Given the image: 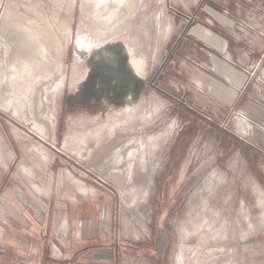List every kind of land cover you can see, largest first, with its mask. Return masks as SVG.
<instances>
[{
  "label": "rangeland",
  "instance_id": "obj_1",
  "mask_svg": "<svg viewBox=\"0 0 264 264\" xmlns=\"http://www.w3.org/2000/svg\"><path fill=\"white\" fill-rule=\"evenodd\" d=\"M118 1L0 0V223L60 264H264V3Z\"/></svg>",
  "mask_w": 264,
  "mask_h": 264
},
{
  "label": "crops",
  "instance_id": "obj_2",
  "mask_svg": "<svg viewBox=\"0 0 264 264\" xmlns=\"http://www.w3.org/2000/svg\"><path fill=\"white\" fill-rule=\"evenodd\" d=\"M224 1L225 0H213V2L218 6ZM235 1H242L243 3L261 1L264 3V0ZM218 23L226 24L227 21L221 20L220 17ZM188 29L189 35L197 41L203 43L208 49L222 51L226 46L221 32H214L212 29L210 30L208 26L202 25L201 22H198L196 26ZM89 55V53L84 54L83 57H87ZM3 185L4 184L0 180V191L2 188L6 191L7 186L6 184L5 186ZM3 216L4 222L0 223V225L3 226L4 229L0 230V242L3 241L5 243L7 253L6 256L5 254H0V264H60V261L58 262L59 259L54 257L56 252L58 250L60 251V248L55 246V244L52 245L53 247H45L44 228L41 226L40 228L38 227L37 221H34L35 218H32V216L30 217V215H17L21 219L19 220L17 217L14 218V215ZM103 256L105 258L107 254ZM71 261V259L68 260L66 264H71ZM105 262L106 260L101 259L92 261L91 264H104Z\"/></svg>",
  "mask_w": 264,
  "mask_h": 264
},
{
  "label": "bare ground",
  "instance_id": "obj_3",
  "mask_svg": "<svg viewBox=\"0 0 264 264\" xmlns=\"http://www.w3.org/2000/svg\"><path fill=\"white\" fill-rule=\"evenodd\" d=\"M114 1V0H113ZM105 3H107V0H95V2H94V4H96V6H99V4L100 5H104ZM124 4V5H127V6H130L129 5V1L128 0H119L118 1V6H115V8L113 9L112 8V15H110L109 17V19H108V17L106 18V15L103 13L102 15H100V17L102 18V19H108V23L113 19L112 17H113V15H116L118 12H117V10L118 9H116V8H119L120 6H121V4ZM114 13V14H113ZM119 13H120V11H119ZM118 13V14H119ZM160 14H162V13H160ZM109 15V14H108ZM105 35H108V32H106V34ZM87 38V36H82V37H80V40H79V44L81 45V46H83L84 48H81L82 50L81 51H83V52H88V51H92V50H96V48H98V47H100L101 46V42L100 43H91V42H89V40H87L86 39ZM93 40V39H92ZM106 42V41H105ZM89 53V52H88ZM131 63V65H132V67L134 68V70L136 71V73L137 74H139V75H141V76H145V70H144V65H142L141 66V64L137 61V60H133V61H131L130 62ZM147 70V69H146ZM137 154V153H136Z\"/></svg>",
  "mask_w": 264,
  "mask_h": 264
},
{
  "label": "flooded vegetation",
  "instance_id": "obj_4",
  "mask_svg": "<svg viewBox=\"0 0 264 264\" xmlns=\"http://www.w3.org/2000/svg\"><path fill=\"white\" fill-rule=\"evenodd\" d=\"M140 81L141 79H139L138 77L134 78L133 75H130L129 73L126 75L124 74V76H122L121 82L125 83L127 85V89L131 88L132 91L136 92L135 90L137 85H140ZM130 90V89H129Z\"/></svg>",
  "mask_w": 264,
  "mask_h": 264
},
{
  "label": "water",
  "instance_id": "obj_5",
  "mask_svg": "<svg viewBox=\"0 0 264 264\" xmlns=\"http://www.w3.org/2000/svg\"><path fill=\"white\" fill-rule=\"evenodd\" d=\"M96 51H97V49L94 50L93 52H96ZM93 52H92V53H89V54H93ZM84 54H85V53H84ZM160 72H161V70L157 73L156 77H155V78L153 79V81L150 83L151 86H153V87H155V88H157V89H159V88L155 85V80H156V78L159 76ZM159 90H161V89H159Z\"/></svg>",
  "mask_w": 264,
  "mask_h": 264
}]
</instances>
